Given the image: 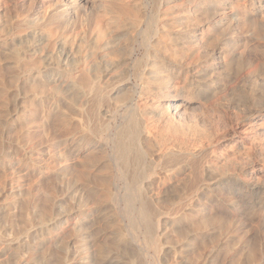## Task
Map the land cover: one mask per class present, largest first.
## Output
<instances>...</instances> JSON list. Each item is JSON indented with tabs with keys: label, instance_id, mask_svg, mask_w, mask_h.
<instances>
[{
	"label": "bare ground",
	"instance_id": "6f19581e",
	"mask_svg": "<svg viewBox=\"0 0 264 264\" xmlns=\"http://www.w3.org/2000/svg\"><path fill=\"white\" fill-rule=\"evenodd\" d=\"M147 5L0 0V195L25 172L44 197L18 188L38 213L21 227L13 202L0 206V264H17L20 247L23 264H167L170 252L216 264L229 239L186 255L178 238L264 231V76L240 73L243 33L264 39V0H153L149 15ZM136 42L144 52L131 63ZM230 82L249 106L216 97ZM36 132L55 149L44 162L28 153ZM56 205L62 217L47 221ZM247 234L235 260L260 264Z\"/></svg>",
	"mask_w": 264,
	"mask_h": 264
},
{
	"label": "rangeland",
	"instance_id": "374dc122",
	"mask_svg": "<svg viewBox=\"0 0 264 264\" xmlns=\"http://www.w3.org/2000/svg\"><path fill=\"white\" fill-rule=\"evenodd\" d=\"M147 1V3H148V5H147V8L145 9V12L149 15V14H151V9L153 8V0H146ZM228 9H229V7L228 6H226L225 7V11L226 12H229L228 11ZM176 29H179V27H176ZM245 33V34H244ZM243 33V35L245 36L244 38H246V40H247V43H246V47H244V48H240V50L242 49L243 50V57L246 59L247 58V60H249V65L248 66H245V67H243L241 70L243 71V72H240L241 74L242 73H244V75H245V73H247L248 71H251V70H256V68H257V77H259V74H260V78H262L263 79V76H264V39H259V40H254V39H252V37H251V35H250V32H247V31H245ZM235 33H233V35H234ZM232 35V33H231V36H233ZM236 35V34H235ZM234 35V36H235ZM228 36H230L229 34H228ZM233 36V37H234ZM137 39H138V41L137 42H139V40H140V36H138L137 37ZM137 42L135 43V46H134V49H133V51H132V53L130 54V55H128L127 57H129L128 59H129V62H133V61H136L138 58H140L141 57V55L143 54V52H144V50H143V47L142 46H140V45H138L137 44ZM241 50V51H242ZM218 59H216V61H217ZM130 63V64H131ZM244 69V70H243ZM240 70V71H241ZM238 75H239V73H238ZM237 75V77L238 78H241V76L239 75L238 76ZM243 74H242V76H244ZM236 77V78H237ZM237 78V79H238ZM243 78V77H242ZM132 80V81H131ZM125 81V80H124ZM126 81H128V83H129V85L134 81V79L132 78V79H126ZM120 84V83H119ZM260 88V90H258V93H260L262 96H264V84L262 85V86H260L259 87ZM10 90H11V88H10ZM15 88H13L12 87V92H11V94H12V99H14V94H15ZM242 91V88H238V87H232V82H230L229 84H227L225 87H223V88H221V90L219 91V93H217V95H216V97H219V98H221L222 96H225V97H227V95H229V94H231V92H232V94H233V96H231V95H229V98L230 97H232V98H235V99H240L241 98V101L243 102L245 99H246V101L245 102H243V103H245V105H247V106H249V104H251V103H249V100L247 101V98L246 97H244V96H248V95H246V93H245V95H244V92H246V91H243V92H241ZM260 91V92H259ZM261 91H263V93L261 92ZM240 92H241V94L243 95V96H241L240 95ZM238 94L241 96H238ZM260 94H258V95H260ZM21 97H22V95H21ZM17 97H15V99H16ZM20 98V97H19ZM231 98V99H232ZM19 100H22L21 98L19 99ZM18 100V101H19ZM12 101H14V100H12ZM226 101V100H225ZM248 103V104H247ZM19 105H20V101H19ZM39 113V114H38ZM14 114V113H13ZM34 115V117H35V119L33 120V122H31V126L34 128V126H35V128L37 129V127H38V125L41 123V114H40V111H37L36 113L34 112L33 113ZM208 116H210V115H208ZM34 128V129H35ZM38 130V129H37ZM36 139H37V143H36V145L32 148V149H28V153H29V155L32 157V158H38L39 160H41L42 162H44L45 160H47V158H48V156L50 155V156H52V154L54 153V150L55 149H53V147L51 146V144H50V139L49 138H47V139H45V137H43V136H40V134L38 133V132H36ZM41 137V138H40ZM197 144H201V142L200 141H198L197 142ZM54 158L56 159L57 157L56 156H54ZM60 159L59 158H57V162L59 161ZM238 160V159H237ZM14 168H11V170L10 171H12V172H14V170H13ZM23 173V172H22ZM20 174V175H16V178L14 179V180H12V181H10L7 185H6V187H8V188H6V191L8 190V192H4L3 193V195H0V206L2 205L3 206V204L4 205H6V204H8V206H10V208H12V206L15 208V207H17V208H15L16 210H18V211H16V210H14V208H12L13 210V212L15 211L16 212V215L18 214V216H20L19 217V219H20V221H19V226L21 227V226H23L25 223H24V221L25 220H27V219H30V218H32V217H34L35 215H38V213H36V210L35 211H33L32 209H30V211L28 210V212L26 211V208H25V204H23V202H24V198L26 197V196H24V195H20L19 193H20V191H19V189L18 188H20L21 189V192H24V193H26V192H28V191H30V193H31V195H33L34 193L35 194H37L36 196H35V194L33 195V196H35V197H37V198H35V197H33V198H35L36 200H39V202H41L42 201V203L44 202V197L42 196L43 194L38 190L39 188H40V186L37 184V183H35V176H34V174L32 175V174H26L25 172H24V174ZM34 177V178H33ZM39 186V187H38ZM34 189V190H33ZM33 190V191H32ZM10 191V192H9ZM37 191H39V193L37 192ZM157 190H156V188L154 189V191L153 192H156ZM37 192V193H36ZM63 195V194H62ZM62 195H60L61 197H62ZM24 196V197H23ZM60 196H58V197H56V199H61V201L63 200ZM64 196V195H63ZM21 197V198H20ZM42 197V198H41ZM29 199H30V197H29ZM21 200H23V201H21ZM10 201V202H9ZM13 202V205L11 204ZM18 202V203H17ZM59 202V201H58ZM57 202V203H58ZM16 203V204H15ZM41 203V204H42ZM46 203H48L47 201H46ZM10 204V205H9ZM21 204V205H20ZM12 205V206H11ZM15 205H17V206H15ZM18 205H19V207H18ZM21 206V207H20ZM23 206V207H22ZM20 208H21V210L22 211H24L25 210V212H20ZM209 208V207H208ZM214 208V207H213ZM215 209V208H214ZM32 210V211H31ZM5 215L4 214V212H1L0 213V216L1 215ZM21 215H23V216H21ZM62 211H61V209L56 205V208H55V211H54V213L52 214V216H50L48 219H47V221L50 219V220H56V219H58V218H60V217H62ZM227 216V215H226ZM24 219H23V218ZM22 219V220H21ZM223 221V220H222ZM222 221H221V223H222ZM226 221V220H225ZM225 221H223V223H225ZM50 222V221H49ZM3 223V222H2ZM1 222H0V224H1V226H3L4 224H2ZM250 227V226H249ZM249 227H234L233 229H232V231L229 233V235L228 234H225L224 236L223 235H219V233H214L213 231H209V233H201L200 232V230H198V231H193V232H191V231H189V233L188 232H186V233H184V235L182 236V237H180V238H178L179 240H178V246L179 245H183V246H180V247H183L182 248V250H184L185 252V254L186 255H190V254H188V253H192L191 252V250L192 249H190V248H192L194 245L197 247V246H200V244H199V242L201 243V241H204V242H206L207 244H209V242H210V240L212 239V237H215V242H216V240H219V241H217L216 243H222L223 241H225V240H227V239H229V242L232 244V246H233V244H234V246H233V250H230L232 253H230V251L228 252V254H226V256H225V254H221V253H219V256L220 257H218L219 259L217 260V262H216V264L218 263V261H219V264H236L237 263V261L236 260H239V258H242V255L245 253L244 251H243V253H242V250H245L246 251V247H243L242 246V243H240L238 240H240L242 237H240V236H245L248 232V234H247V238L246 239H248L249 240V242H250V244H252L251 242H253L254 243V246H256V250L258 251L257 252V257L259 258V261H260V264H264V231H262V227H261V229L260 228H255L256 226H254V229H253V226H251L250 228ZM243 228H244V230H243ZM34 228H31V230H30V232L33 230ZM236 229H238L237 231H236ZM249 229V230H248ZM258 229V230H257ZM264 229V228H263ZM234 230V231H233ZM246 230H248V232H246ZM252 232H251V231ZM257 230V231H256ZM246 232V233H245ZM263 232V233H262ZM26 232H22V233H20L16 238H13V239H11L10 240V245H11V248H15L16 247V245H17V243H19V244H23L24 242H25V240H26ZM243 234V235H242ZM219 235V236H218ZM240 235V236H239ZM211 236V237H210ZM216 237H218V238H216ZM246 237V236H245ZM249 237V238H248ZM66 238H69L68 240H70V241H74L75 240V236H74V234H71L70 236H66ZM206 238V239H205ZM223 238V239H222ZM202 239V240H201ZM205 239V240H204ZM209 239V240H208ZM255 239V240H254ZM187 240V241H186ZM201 240V241H200ZM247 240V241H248ZM234 241V242H233ZM238 241V242H237ZM188 243V244H187ZM235 243H236V245H235ZM239 245H238V244ZM257 243V244H256ZM247 244V243H246ZM256 244V245H255ZM189 245H191L192 247H190ZM240 246V247H238V246ZM244 245V244H243ZM187 246H188V248H187ZM195 246L193 247V248H195ZM241 247H242V249H241ZM21 248L22 247H20L19 249H16L17 250V253H18V260H17V264H23L22 263V261H23V259H25V257H26V254H27V252H26V250H24V251H21ZM21 251V252H20ZM260 252H261V254H260ZM260 254V255H259ZM174 254L172 253V252H170V254L167 256V258H168V263L167 264H173L172 262H174V256H173ZM230 255V256H229ZM241 255V257H239ZM206 254H202L200 257H202V258H200L199 256L198 257H196L195 259H194V262H193V260H191V261H189V263L191 262L192 264L194 263V264H203L204 262L205 263H207V264H211L209 261H206ZM225 258H224V257ZM237 256V257H236ZM234 258V259H233ZM180 259L181 258H176V260L175 261H180ZM233 260V261H231V260ZM236 259V260H235ZM126 260V261H125ZM181 260H183V259H181ZM205 260V261H204ZM124 262H127L128 260H127V258H124V260H123ZM184 262H186V260H183ZM230 261H231V263H230ZM236 261V262H235ZM13 262H15V261H13ZM196 262V263H195ZM222 262V263H221ZM262 262V263H261ZM189 263H184V264H189ZM204 263V264H205ZM181 264H183V262L181 263ZM238 264V263H237Z\"/></svg>",
	"mask_w": 264,
	"mask_h": 264
}]
</instances>
